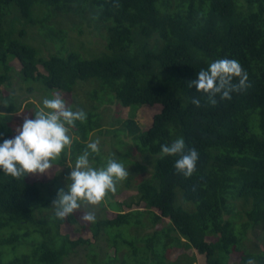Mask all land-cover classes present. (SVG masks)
I'll use <instances>...</instances> for the list:
<instances>
[{
	"label": "trees",
	"instance_id": "16d2710c",
	"mask_svg": "<svg viewBox=\"0 0 264 264\" xmlns=\"http://www.w3.org/2000/svg\"><path fill=\"white\" fill-rule=\"evenodd\" d=\"M67 15L76 19L79 33L85 24L104 39L102 53L84 56L82 42L66 41L64 30L50 24ZM41 40L55 44L56 52L40 55L35 45ZM223 57L239 61L250 86L232 93L230 100L217 95L213 105L191 81ZM10 58L19 65V78L44 93L74 100L79 84L90 85L83 91L88 106L77 100L70 104L84 109L87 120L71 129L69 153L53 165L64 166L67 156L75 163L90 134L102 130L101 107L161 109L145 130L133 119L108 121L121 125L114 135L127 133L152 165L150 176L138 177L134 197L110 203L113 193H108L106 200L116 211L111 219L96 214L95 223L87 222L77 210L57 218L49 204L60 190V172L51 181L58 185L53 193L32 173L14 178L0 169V264H65L78 259L80 249L86 250L84 264H196L185 254L170 259L169 253L181 247L194 250L206 264H231L232 255L237 264L250 257L264 264V250L250 251L244 244L251 228L264 226V0H0V86L10 85L15 76ZM194 96L199 106L192 104ZM0 100L3 140L22 126L18 118L34 117L37 108L28 116V109L19 111V98ZM180 136L199 153L191 176L175 169V156L160 154L161 144ZM112 145L115 151L101 150L94 160L101 166L113 153L124 154L131 175L117 182V193L130 188L145 167L119 137ZM98 207L105 210L104 203ZM44 209L49 210L43 214ZM158 224L160 229L142 235ZM62 226L77 233L88 230L93 242L70 238ZM110 247L113 257L107 254Z\"/></svg>",
	"mask_w": 264,
	"mask_h": 264
},
{
	"label": "clouds",
	"instance_id": "9594fccd",
	"mask_svg": "<svg viewBox=\"0 0 264 264\" xmlns=\"http://www.w3.org/2000/svg\"><path fill=\"white\" fill-rule=\"evenodd\" d=\"M191 83L213 105L217 103V95L222 100H230L232 93L244 91L250 86L247 71L238 60L228 57L213 60L206 68H201ZM191 102L199 106L201 100L194 96ZM86 120V111L71 106L61 94L43 98L34 117L25 118L13 137L0 140V169L14 178L47 173L54 161L72 145L71 129L77 122ZM100 151L101 141L96 138L77 155L70 167L66 189H60L52 202L57 218L64 219L83 204L100 205L105 202L108 193L117 191V182L129 176L124 159L118 158L115 153L101 166H96L94 156ZM160 154L175 156L174 167L185 176L192 175L199 159L198 150L189 148L183 136L161 144ZM82 219L95 223V208L85 211ZM245 264H257V261L250 257Z\"/></svg>",
	"mask_w": 264,
	"mask_h": 264
},
{
	"label": "rangeland",
	"instance_id": "374dc122",
	"mask_svg": "<svg viewBox=\"0 0 264 264\" xmlns=\"http://www.w3.org/2000/svg\"><path fill=\"white\" fill-rule=\"evenodd\" d=\"M76 22V19L72 16H66L65 18L60 17L58 19H53L52 22L50 24H52L56 29H63L64 30V35H65V39L66 41H72L75 43H78L79 41L83 43V48H82V53L84 54V56H92V55H99L100 53H102V51L104 50V39L97 35V33L94 32H90L91 28L88 30L87 27H85V24H80V27L83 29H86L84 31V33H79L78 32V28L74 26ZM36 43H34L35 45ZM35 46L39 47L40 50V55L47 57L48 54L50 53H55L56 52V47L55 44H52L51 41H46V40H41L40 43L36 44ZM60 47V45H59ZM9 63L13 66L14 70H15V76H13V79L10 83V85L6 86H0V99L3 96L6 95H11V96H15L17 98H19L20 102H21V108H20V112H24L25 110H27L26 115H30V113L32 112V110H34V108H37L39 106H41V101L43 98L50 96L52 97L54 94H57L55 91H49L44 93L42 90H38L35 85L32 82H28L29 84L23 82L19 76L17 75L18 73V69H19V65L17 63V61L15 60V58H10L9 59ZM90 86L87 83L86 84H79V86H77V96L78 98H74V100H77L79 102H81L82 104H87V106L89 105L90 102H88L87 99L84 98L83 96V91L87 89V87ZM28 87H31L30 90H28ZM44 94H46L47 96H45ZM69 104H73L74 105V100L72 97H69L68 95H62ZM0 105H4L1 100H0ZM76 106V105H75ZM108 107V109H104V108H100V113L103 115V127L102 130L100 131H94L90 134L89 136V141L94 140L96 138H99L101 141V150L103 151H108L110 154L115 151L113 148V141L119 137V139H121V141L126 142L128 145H130V150H131V154L134 157L133 159L143 165L145 167L144 171H140L138 173H134V179L131 180V187L130 188H124L122 189L120 192H115L112 195H114L111 198H109V202L112 203L113 201H117V202H121L123 200H129V198L134 197V195H136L137 190L134 187L136 182L139 180L138 177H148L150 176V170L152 168V165L149 164L148 161L144 160L142 155H140V153L135 149V147L133 146L132 141L130 140V136H127V133L122 134L121 132H119V135L115 136L113 131H116L117 129L120 130L121 125H115V124H108V121L111 120V118L114 119V117H117L123 121L127 120V119H133L135 124L141 129V130H145L148 127L151 126L152 124V118L153 116L158 113L161 109V107L159 105L157 106H140L137 107L135 110H133L132 108L134 107H120L118 106V104L114 103L113 105H106ZM105 106V107H106ZM1 111L3 110V106H1ZM134 111V113L132 114V112ZM2 113V112H1ZM19 121V122H18ZM24 119L22 118L20 121V118L17 119V122L23 123ZM13 121L10 122V126L12 128H16L15 123H12ZM127 132V131H125ZM72 134V133H71ZM15 135V134H14ZM73 136V134H72ZM88 141V142H89ZM70 148V147H69ZM69 148L67 149V153H69ZM120 150L122 149H118V152L120 153ZM123 151V150H122ZM101 155V151L100 154ZM120 156H118V158L120 159H124V163L125 166H127L128 162L124 157V154H119ZM122 156V157H121ZM74 164L71 163L69 157L67 156V160L64 163V166H57V165H53V167L51 169H49L47 171V173H32V175H34L35 177H37L39 180L46 182L49 186V189L54 193V190L56 189V187L59 185L60 189L64 188L66 189V183L68 181V176L69 173L71 171L70 167H72ZM69 167V169H67ZM61 173L59 174L60 178H58L59 184L54 187L52 186L51 181H53V179L55 178V176H57V173ZM131 175V173H130ZM121 182V181H120ZM117 186H121L120 184L117 183ZM119 188V187H117ZM56 191V190H55ZM59 191V190H58ZM52 194V193H51ZM55 198H50V204H49V209H54L53 207V200ZM104 203V208L105 210L101 211L98 210L99 207L97 206H92V205H88V204H83L81 206L80 209H77L78 212L80 213H84L85 211L90 210L91 208H95L96 210V214L99 218L103 217V218H113L116 214V211L113 210L107 200H105ZM143 207L141 206L140 209H142ZM49 209H44L43 210V214L47 213V211ZM164 224H166L167 222L164 220L163 221ZM162 227V224H158L156 227L154 228H146L145 230H143V234L147 233V232H151L153 229H160ZM61 231L62 232H68L70 235V238L72 239H76L78 236H82L84 238H87L89 240H93L91 233L87 230L82 231L81 233H77L74 230H70L68 231L66 228H64L63 226L61 227ZM93 242V241H92ZM98 245L104 247L105 246V242L103 240H99L96 242ZM246 246H248V250L253 251L256 248H258L259 250H264V226H256L254 228H251L246 236L245 239V243ZM97 249V247L95 248ZM252 249V250H251ZM256 252V251H255ZM86 253L85 249H80L79 251V255H78V259H69L65 264H84L85 263V257L84 254ZM115 249L113 247H110L107 250V254L109 257H113L115 256ZM122 253L120 252L119 256ZM183 254L187 255V256H194L196 259V264H206L204 261V258L202 256L197 255V253L194 252V250H190V249H185L183 247L181 248H177L173 251H171L169 253V257L171 260H176L178 258H180ZM229 262L231 264H237V257L235 256H231ZM119 264V263H118Z\"/></svg>",
	"mask_w": 264,
	"mask_h": 264
}]
</instances>
